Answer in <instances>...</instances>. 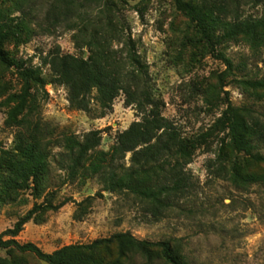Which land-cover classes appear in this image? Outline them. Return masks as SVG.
<instances>
[{
    "label": "rangeland",
    "instance_id": "obj_1",
    "mask_svg": "<svg viewBox=\"0 0 264 264\" xmlns=\"http://www.w3.org/2000/svg\"><path fill=\"white\" fill-rule=\"evenodd\" d=\"M82 1L85 18L104 24V18L97 13L106 0ZM113 1L116 19H112V34L128 36L134 42L148 67L150 86L161 104V114L181 136L191 139L209 133L224 109L223 92H228L231 104L245 108L251 120L259 123L264 154V91L246 90L234 83L221 89L217 76L224 66L208 53L193 25L176 11L172 0ZM59 2L0 0V22L17 24L23 20L30 28L28 40L19 44L10 40L7 51L27 67L38 68L47 79L49 69L43 60L49 54L59 50L62 54L78 56L83 52L87 56L86 48L76 49L77 28L71 29L80 21L72 15L63 16ZM249 12L261 13L260 9L249 11L245 7L244 13ZM117 21L122 25H117ZM222 52L232 61L237 77L264 79V46L252 47L238 40L226 44ZM13 72L14 69L6 70L0 65V104L9 95L19 93L20 84ZM232 78L229 76L228 82ZM33 93L39 118L54 136L70 134L81 139L89 131L101 130L99 149L104 151L113 144L117 133L140 119L133 107L124 105L121 93L102 118L94 111L92 102L90 113L70 109L66 90L58 84L48 83ZM7 110L0 106V148L9 149L17 129L5 123ZM226 142L223 134H210L182 168L188 180L185 193L173 199L172 206L158 218L150 216L145 202L128 193L102 191L97 179H89L82 186L77 182L63 185L64 174L52 161L55 202L66 200V204L47 212L41 224L27 223L16 240L21 244L33 243L41 251L51 253L63 246L89 244L95 239L129 232L139 240L169 241L188 264H264V185L236 186L231 181L234 156ZM53 152L56 154L59 149ZM127 160L128 156L126 164ZM259 170L251 163L245 168L246 172ZM29 207H1L0 233ZM101 256L113 261L115 250L110 248ZM27 260L29 264H47L31 257ZM123 264L165 262L155 258L148 263L131 255Z\"/></svg>",
    "mask_w": 264,
    "mask_h": 264
},
{
    "label": "trees",
    "instance_id": "obj_2",
    "mask_svg": "<svg viewBox=\"0 0 264 264\" xmlns=\"http://www.w3.org/2000/svg\"><path fill=\"white\" fill-rule=\"evenodd\" d=\"M59 1L63 16L72 15L80 21L71 29L77 28L76 49L86 48L87 56L83 52L78 56L62 54L59 50L49 54L43 60L49 69V79L6 49L10 40L16 44L27 41L30 28L23 20L17 24L0 22V65L6 70L14 69L20 84L19 93L9 95L0 104L8 109L5 123L17 129L12 147L0 148V208L30 205L10 228L0 233L3 253L0 264H29L28 257L47 264H123L131 255H138L148 263L159 258L165 264H188L169 241L139 240L129 232L115 233L89 244L63 246L51 253L41 251L33 243L21 244L16 240L27 223L41 224L47 212L66 204V200L55 202L52 161L64 174L63 185L77 182L82 186L89 179H97L102 191L128 193L145 202L150 216L158 218L172 206L173 199L185 193L188 180L182 168L215 132L224 135L225 145L234 156L231 181L236 186L264 185L260 125L251 120L245 108L231 104L228 92H223L224 109L209 133L191 139L182 137L176 126L161 114V104L150 86L148 67L134 42L128 36L112 34L114 1L106 0L97 13L104 18V24L85 18L82 0ZM172 1L176 11L193 25L208 53L224 66L217 76L221 89L234 83L246 90L264 91V79L237 77L232 61L222 52L226 44L238 40L252 47L264 46V0ZM245 7L249 11L260 9L261 13L246 14ZM229 76L233 77L231 82L227 80ZM48 83L65 88L72 110L90 113L92 102L99 118L105 116L121 93L124 105L133 107L140 119L117 133L107 151L99 149L101 130L89 131L81 139L70 134L54 136L39 118L33 93ZM55 148L59 149L56 154ZM250 163L259 166V172H246ZM110 248L115 250L116 257L106 261L101 253Z\"/></svg>",
    "mask_w": 264,
    "mask_h": 264
}]
</instances>
